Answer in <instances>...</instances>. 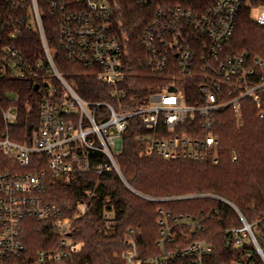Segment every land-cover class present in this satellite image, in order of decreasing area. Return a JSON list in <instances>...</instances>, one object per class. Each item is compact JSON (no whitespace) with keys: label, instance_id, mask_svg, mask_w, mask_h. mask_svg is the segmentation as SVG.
<instances>
[{"label":"built area","instance_id":"obj_1","mask_svg":"<svg viewBox=\"0 0 264 264\" xmlns=\"http://www.w3.org/2000/svg\"><path fill=\"white\" fill-rule=\"evenodd\" d=\"M137 2L155 5L150 22L135 33L145 54L142 65L155 76L168 74L171 80L161 91L152 92L144 105L124 110L122 89L130 68L124 61L123 41L111 22L109 0H0V83L30 80L39 94L29 142H19L11 135L19 96L7 89L15 94L9 99L0 91L4 122L0 154L8 162L0 172V264H74L80 244L70 237V230L89 211L90 200L80 201L65 215L45 197V180L68 181L77 174L101 176L112 171L131 189L116 159L131 119H139L146 130L141 138L146 155L215 165L220 142L213 130L219 111L231 107L239 116L241 101L252 98L257 115L264 118L259 97L264 91V58H220L248 0H201L194 7L172 0ZM254 9L257 15L252 18L264 26V6ZM45 19L55 21L54 39L65 60L83 64L111 88L114 106L83 100L59 73ZM26 33L35 36L40 53L24 52ZM191 77L198 80V105L184 99L183 81ZM201 196L224 203L239 221V226L223 231L232 264H264V213L250 222L224 198ZM31 220L47 222L52 232L46 242L49 247L34 253L26 244ZM157 223L160 255L138 260L130 230L124 251L117 255L118 264H203L212 251L208 240L196 238V232L204 230L202 218L162 213ZM178 228L182 229L177 232Z\"/></svg>","mask_w":264,"mask_h":264},{"label":"trees","instance_id":"obj_2","mask_svg":"<svg viewBox=\"0 0 264 264\" xmlns=\"http://www.w3.org/2000/svg\"><path fill=\"white\" fill-rule=\"evenodd\" d=\"M172 1L194 7L201 0ZM248 1L249 5L243 6L238 13L234 32L220 54L221 59L242 55L248 60L264 58V26L258 25L251 14L254 8L264 6V0ZM109 2L113 10L111 22L123 41L124 61L130 68L123 83L126 96L122 109L137 108L146 103L152 92L161 91L171 80L168 74L155 76L142 65L145 54L135 40V33L152 19L155 5H142L137 0ZM45 28L52 39L54 63L77 94L86 101L114 106L109 96L111 88L102 85L83 64L65 60L54 39L55 21L45 19ZM24 37V52L28 55L40 53L35 36L26 33ZM248 64L253 66V63ZM197 85L196 77L183 81L187 104L201 102ZM0 86L2 90H14L19 96L17 121L11 125L12 138L29 142L27 135L37 118L38 92L30 80L6 79ZM259 97L264 107V91ZM3 129L0 111V132ZM213 133L220 142L217 164L167 160L143 152L141 138L146 130L139 119L133 118L121 136V150L116 156L121 174L131 189L112 171L101 176L77 174L68 181L46 179L45 197L56 203L65 215L80 201L90 200L89 211L77 218L70 230V237L80 244L74 264H118L117 255L124 251L130 230L137 243L138 260L160 255L157 220L162 213L202 218L204 230L196 232V238H204L212 246L203 264H232L233 254L225 243L223 231L239 226V221L227 205L201 195L224 198L250 222L264 213V118L257 115L254 100L245 98L241 101L239 116L231 107L215 115ZM7 163L0 154V172ZM104 215H109L107 221ZM180 229H176L177 232ZM51 236L47 222L31 220L26 232L29 253L48 248L46 242Z\"/></svg>","mask_w":264,"mask_h":264},{"label":"rangeland","instance_id":"obj_3","mask_svg":"<svg viewBox=\"0 0 264 264\" xmlns=\"http://www.w3.org/2000/svg\"><path fill=\"white\" fill-rule=\"evenodd\" d=\"M252 17H255L256 15H257V10H252ZM0 91H1V93H4V92H6V93H4V94H6L7 96H8V98L9 99H14L15 98V94H13V93H9V92H7V90L5 89V90H2L1 89V86H0Z\"/></svg>","mask_w":264,"mask_h":264},{"label":"water","instance_id":"obj_4","mask_svg":"<svg viewBox=\"0 0 264 264\" xmlns=\"http://www.w3.org/2000/svg\"><path fill=\"white\" fill-rule=\"evenodd\" d=\"M35 89H37V87H35ZM170 90H172V89H170Z\"/></svg>","mask_w":264,"mask_h":264}]
</instances>
